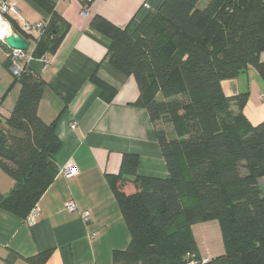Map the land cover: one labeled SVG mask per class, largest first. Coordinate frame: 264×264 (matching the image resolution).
<instances>
[{"label": "trees", "instance_id": "1", "mask_svg": "<svg viewBox=\"0 0 264 264\" xmlns=\"http://www.w3.org/2000/svg\"><path fill=\"white\" fill-rule=\"evenodd\" d=\"M33 1L50 18L30 53L48 58L68 24L49 0ZM200 1L150 0L123 27L100 15L90 21L109 41V64L134 77V105L155 126L168 171L167 178L138 175L136 156L123 153L118 172L107 176L130 237L125 249L113 251L111 264H189L190 254L197 264L204 257V264H264V189L257 182L264 175V120L253 125L244 115L247 93L225 96L221 89V80L250 66L264 77V0ZM4 61L9 67L10 59ZM15 83V105L0 117V166L12 178L0 208L24 219L52 181L60 142L58 117L46 123L37 114L47 81L23 70L0 101ZM212 219L223 253L209 258L200 255L192 225ZM48 255L26 259L42 264Z\"/></svg>", "mask_w": 264, "mask_h": 264}, {"label": "crops", "instance_id": "2", "mask_svg": "<svg viewBox=\"0 0 264 264\" xmlns=\"http://www.w3.org/2000/svg\"><path fill=\"white\" fill-rule=\"evenodd\" d=\"M12 1L20 18L48 22L50 13L33 0ZM49 1L68 29L46 61L33 57L27 67L48 83L37 114L46 123L58 117L60 147L50 166L52 181L26 218L0 208V264H34L26 258L47 251L42 264H111L113 251L125 249L130 237L107 176L118 172L123 153L136 156L138 175L167 178L168 171L155 126L146 110L134 105L139 95L134 77L109 64V41L90 21L100 15L123 27L142 12L147 0ZM38 37L30 35L32 42ZM5 58L0 42V96L14 76ZM260 60L264 63V51ZM221 89L225 96L247 93L244 115L253 125L264 120V77L259 70L250 66L223 79ZM19 91L15 83L0 101L1 118L9 116ZM68 162L77 172L64 177L60 170ZM257 182L264 189V175ZM69 200L77 209H65ZM84 210L90 212L87 222L80 215ZM211 223L199 225L206 229ZM197 248L200 255L213 257L208 245Z\"/></svg>", "mask_w": 264, "mask_h": 264}, {"label": "built area", "instance_id": "3", "mask_svg": "<svg viewBox=\"0 0 264 264\" xmlns=\"http://www.w3.org/2000/svg\"><path fill=\"white\" fill-rule=\"evenodd\" d=\"M83 2H87L90 0H82ZM150 7V1H146L143 4V9L144 8H149ZM82 14H86V11L83 10ZM3 16V17H2ZM12 17L19 30L23 32L24 34L27 35H32L36 34L40 36L42 33L43 29L46 26L45 24L41 23H30L22 18L19 17L18 15V9L15 5V3L12 0H0V18L7 24L8 26V33L11 32L13 29L10 25V22L7 18ZM5 34V36L8 35ZM4 37V36H3ZM0 37V41H1ZM6 56L10 59V70L13 73V75H18L20 72L23 70H27V64L28 61L31 60L33 57L29 51V45L27 50H21V49H14V48H9L8 52H6ZM42 60L46 61L45 58H42ZM71 127H75V124H72ZM77 172V168L74 163L68 162L63 168H61L60 173L64 177H69ZM64 207L68 211H73L77 209V206L73 200H69L64 204ZM81 218L84 222L89 221L90 219V212L88 210H84L80 212ZM190 257L193 259L189 261V264H197L198 261L194 259V255L190 254ZM208 261V258L204 257L200 261L201 264H204Z\"/></svg>", "mask_w": 264, "mask_h": 264}, {"label": "rangeland", "instance_id": "4", "mask_svg": "<svg viewBox=\"0 0 264 264\" xmlns=\"http://www.w3.org/2000/svg\"><path fill=\"white\" fill-rule=\"evenodd\" d=\"M205 4H206V0L205 1L201 0L199 6H203ZM28 42H29V51H30L32 49L33 42L30 39L28 40ZM167 127L169 130H171L172 128L170 124H167ZM11 187H12V178L0 166V193L10 190ZM205 222H212V223L209 226H207L206 229H202L199 223H195L192 225L193 236L196 240V244H198V246L201 247V249H203L205 245H208L211 248L209 254L215 257L223 253V244H222L218 221L216 219H212ZM213 223L215 225H213Z\"/></svg>", "mask_w": 264, "mask_h": 264}, {"label": "water", "instance_id": "5", "mask_svg": "<svg viewBox=\"0 0 264 264\" xmlns=\"http://www.w3.org/2000/svg\"><path fill=\"white\" fill-rule=\"evenodd\" d=\"M1 42L8 48L27 50L28 42L15 31H11L7 36L1 38Z\"/></svg>", "mask_w": 264, "mask_h": 264}, {"label": "bare ground", "instance_id": "6", "mask_svg": "<svg viewBox=\"0 0 264 264\" xmlns=\"http://www.w3.org/2000/svg\"><path fill=\"white\" fill-rule=\"evenodd\" d=\"M8 33L7 24L0 18V37L5 36Z\"/></svg>", "mask_w": 264, "mask_h": 264}]
</instances>
